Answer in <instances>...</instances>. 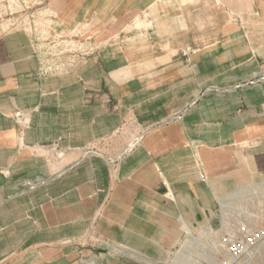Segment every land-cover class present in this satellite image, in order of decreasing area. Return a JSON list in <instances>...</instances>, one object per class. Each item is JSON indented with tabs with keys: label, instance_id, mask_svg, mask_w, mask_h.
<instances>
[{
	"label": "crops",
	"instance_id": "0c3cea01",
	"mask_svg": "<svg viewBox=\"0 0 264 264\" xmlns=\"http://www.w3.org/2000/svg\"><path fill=\"white\" fill-rule=\"evenodd\" d=\"M19 1L94 51L43 76L0 29V263L165 261L264 185V0Z\"/></svg>",
	"mask_w": 264,
	"mask_h": 264
},
{
	"label": "rangeland",
	"instance_id": "374dc122",
	"mask_svg": "<svg viewBox=\"0 0 264 264\" xmlns=\"http://www.w3.org/2000/svg\"><path fill=\"white\" fill-rule=\"evenodd\" d=\"M0 29L23 31L30 34L39 57L41 75L61 76L73 72L94 51V40L62 35L53 30L49 18L32 6L19 0H0ZM139 127L136 120L121 131L128 133ZM150 129V128H149ZM142 133V132H141ZM111 141L101 142L99 149L110 148ZM127 146L121 149L124 153ZM110 162L111 157L104 154ZM220 223L204 226L191 235H186L165 261L148 264H264V235L257 246L245 248L240 258L230 255V241L240 236L238 225L246 224L250 231L264 230V185H255L240 190L221 204ZM264 233V232H263ZM101 264H144L133 263L124 253L113 247L99 249ZM0 264H11L9 262Z\"/></svg>",
	"mask_w": 264,
	"mask_h": 264
},
{
	"label": "built area",
	"instance_id": "2783aa9c",
	"mask_svg": "<svg viewBox=\"0 0 264 264\" xmlns=\"http://www.w3.org/2000/svg\"><path fill=\"white\" fill-rule=\"evenodd\" d=\"M37 56V53H36ZM37 58H39L37 56ZM202 179L205 180L204 175H201ZM238 231L240 236L236 238L234 241H230V250L229 253L233 257L240 258L244 254L245 248L249 246H257L262 240L264 235V230L254 229L250 231L246 224L238 225Z\"/></svg>",
	"mask_w": 264,
	"mask_h": 264
}]
</instances>
